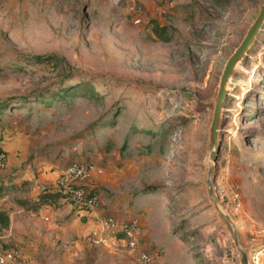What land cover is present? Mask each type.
<instances>
[{
    "label": "rangeland",
    "instance_id": "obj_1",
    "mask_svg": "<svg viewBox=\"0 0 264 264\" xmlns=\"http://www.w3.org/2000/svg\"><path fill=\"white\" fill-rule=\"evenodd\" d=\"M263 1L153 0L137 24L108 0H0L3 264H142L124 240L92 241L103 215L138 216L157 264H240L204 171L220 74ZM226 87L214 186L251 245L264 242V20ZM77 160L101 169L98 204L45 218L39 194ZM248 256L264 264V243Z\"/></svg>",
    "mask_w": 264,
    "mask_h": 264
},
{
    "label": "built area",
    "instance_id": "obj_2",
    "mask_svg": "<svg viewBox=\"0 0 264 264\" xmlns=\"http://www.w3.org/2000/svg\"><path fill=\"white\" fill-rule=\"evenodd\" d=\"M111 3L126 7L130 19L134 23L143 22L146 15V3L153 0H108ZM165 3L162 10L165 11ZM169 6V5H168ZM168 8V7H167ZM5 157L0 148V161ZM100 168L90 161H72L66 165L58 179L61 192V201L69 200L77 206H83L87 210L93 209L99 202V194L95 186L90 183L93 174L100 172ZM141 225L138 216L118 218L115 215H103L98 217V226L91 232L90 238L94 242L117 239L126 241L127 245L136 250L138 261L142 264H157L154 253L142 249L139 246V234ZM15 251L12 249L0 250V264L13 258Z\"/></svg>",
    "mask_w": 264,
    "mask_h": 264
},
{
    "label": "water",
    "instance_id": "obj_3",
    "mask_svg": "<svg viewBox=\"0 0 264 264\" xmlns=\"http://www.w3.org/2000/svg\"><path fill=\"white\" fill-rule=\"evenodd\" d=\"M263 20L264 1L262 4H260L259 11L252 23L250 24L249 28L247 29L242 40L239 42V44L235 47L233 52L228 56L225 61L224 67L219 78L218 92L215 97L212 117L209 126V149L204 171L206 193L218 216L223 221L230 233V236L238 253L240 264H249V251L259 245H263L264 242L253 243L251 245H248L244 242L237 224L235 223L229 212L226 210L214 186V164L217 158L219 148L218 130L220 125L221 110L227 96V82L229 81L231 73L233 72V69L235 68L236 64L241 60L243 54L253 42L255 34L259 30Z\"/></svg>",
    "mask_w": 264,
    "mask_h": 264
},
{
    "label": "trees",
    "instance_id": "obj_4",
    "mask_svg": "<svg viewBox=\"0 0 264 264\" xmlns=\"http://www.w3.org/2000/svg\"><path fill=\"white\" fill-rule=\"evenodd\" d=\"M214 1L217 2L218 0ZM155 30H157V28ZM158 34L161 35L160 32H158ZM37 200L40 205H44L46 203L59 204L61 200V192L58 188H47L45 190H42ZM0 222L2 223V226H6L8 224V215L5 212L0 211Z\"/></svg>",
    "mask_w": 264,
    "mask_h": 264
},
{
    "label": "crops",
    "instance_id": "obj_5",
    "mask_svg": "<svg viewBox=\"0 0 264 264\" xmlns=\"http://www.w3.org/2000/svg\"><path fill=\"white\" fill-rule=\"evenodd\" d=\"M149 3H146V6L148 7ZM63 203V201L60 200L59 204ZM56 204L52 203V204H49V203H46L44 205H40V213H42V215H45L44 217L45 218H48V214H49V211L51 210L52 206H54ZM96 212V211H94ZM94 212L92 211V214H94ZM47 213V214H46Z\"/></svg>",
    "mask_w": 264,
    "mask_h": 264
}]
</instances>
